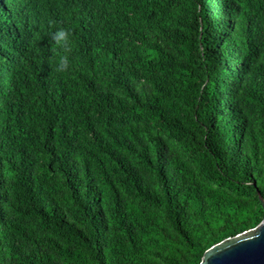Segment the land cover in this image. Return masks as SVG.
<instances>
[{"label": "trees", "instance_id": "trees-1", "mask_svg": "<svg viewBox=\"0 0 264 264\" xmlns=\"http://www.w3.org/2000/svg\"><path fill=\"white\" fill-rule=\"evenodd\" d=\"M258 193L264 0H0V264H200Z\"/></svg>", "mask_w": 264, "mask_h": 264}, {"label": "water", "instance_id": "water-1", "mask_svg": "<svg viewBox=\"0 0 264 264\" xmlns=\"http://www.w3.org/2000/svg\"><path fill=\"white\" fill-rule=\"evenodd\" d=\"M258 200L264 211V199L259 193ZM200 264H264V218L255 228L210 247Z\"/></svg>", "mask_w": 264, "mask_h": 264}, {"label": "clouds", "instance_id": "clouds-1", "mask_svg": "<svg viewBox=\"0 0 264 264\" xmlns=\"http://www.w3.org/2000/svg\"><path fill=\"white\" fill-rule=\"evenodd\" d=\"M72 37L71 29L64 27H57L51 33V41L55 46V71L57 73H67L71 70L72 64L69 60V55L72 52Z\"/></svg>", "mask_w": 264, "mask_h": 264}]
</instances>
